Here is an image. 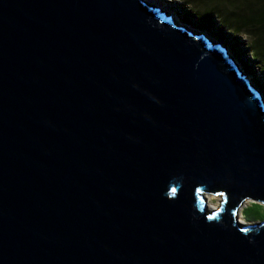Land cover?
Instances as JSON below:
<instances>
[{"label": "water", "instance_id": "water-1", "mask_svg": "<svg viewBox=\"0 0 264 264\" xmlns=\"http://www.w3.org/2000/svg\"><path fill=\"white\" fill-rule=\"evenodd\" d=\"M244 201L264 97L220 44L145 0H0V264H264Z\"/></svg>", "mask_w": 264, "mask_h": 264}, {"label": "trees", "instance_id": "trees-1", "mask_svg": "<svg viewBox=\"0 0 264 264\" xmlns=\"http://www.w3.org/2000/svg\"><path fill=\"white\" fill-rule=\"evenodd\" d=\"M179 1L182 3V7L189 8L185 13L184 21L202 29L216 24L215 31L210 35L220 39L222 43L226 42L233 57L238 58L242 54L235 37L237 35L245 37L247 39L246 51L258 65L264 78V0ZM228 35L234 37L231 40L226 39ZM241 64L245 71H251V67L244 61H241ZM255 86L261 88L256 81ZM244 216L246 215L244 214Z\"/></svg>", "mask_w": 264, "mask_h": 264}, {"label": "rangeland", "instance_id": "rangeland-1", "mask_svg": "<svg viewBox=\"0 0 264 264\" xmlns=\"http://www.w3.org/2000/svg\"><path fill=\"white\" fill-rule=\"evenodd\" d=\"M147 2L151 4L157 5L161 10H163L166 14H169L172 16L173 20L181 25L186 26L187 28L191 29L193 32L197 34H204L207 38H210L212 43H217L222 46L224 51L227 52V55L231 57V60L233 64L236 66V68L239 70L240 75H242L247 81L252 85L255 89L259 90L260 94H262V97H264V78L262 77L258 65L255 64L254 60L249 56V53L246 51V42L247 39L243 36L237 35L236 42L238 43L239 48L242 51V54L238 57L235 58L233 57L232 53L230 52L227 43H222L220 39H216L210 35V33L214 32L216 29V24H213L209 26L208 28L202 29L195 27L190 22L184 21L185 13L188 12L189 8L183 6L182 3L179 0H146ZM185 8V9H184ZM192 21V20H191ZM226 36V33H224ZM224 36V37H225ZM234 36L228 35L226 39H232ZM241 61H244L246 65H249L251 67V71H245L244 68L242 67ZM255 81L260 84L261 88H257L255 86ZM208 193H203L204 198L207 200ZM211 203L213 206H218V203L220 199L218 196H213L212 195ZM219 200V201H218ZM246 208V209H245ZM242 209V217L244 221L247 224H255L259 220H262L264 218V206L260 204H255V203H248L247 206ZM249 218H247L246 216Z\"/></svg>", "mask_w": 264, "mask_h": 264}, {"label": "bare ground", "instance_id": "bare-ground-1", "mask_svg": "<svg viewBox=\"0 0 264 264\" xmlns=\"http://www.w3.org/2000/svg\"><path fill=\"white\" fill-rule=\"evenodd\" d=\"M146 1V0H145ZM208 196H210V197H208V199L206 200L205 198H204V202H205V210H207V211H210V210H212V209H214L215 208V206H213V204L211 203V199L213 198L212 197V195H208ZM219 199H220V197H218ZM219 201V200H218ZM248 203H252V202H250V201H244V202H242L240 205H239V208H238V210H237V212H236V219H237V222L239 223V224H241V225H248L245 221H244V219H243V217H242V209L243 208H245L246 206H247V204Z\"/></svg>", "mask_w": 264, "mask_h": 264}, {"label": "snow or ice", "instance_id": "snow-or-ice-1", "mask_svg": "<svg viewBox=\"0 0 264 264\" xmlns=\"http://www.w3.org/2000/svg\"><path fill=\"white\" fill-rule=\"evenodd\" d=\"M211 219V217H209Z\"/></svg>", "mask_w": 264, "mask_h": 264}]
</instances>
